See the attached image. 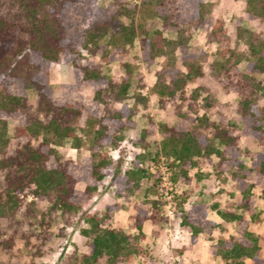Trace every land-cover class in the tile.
Segmentation results:
<instances>
[{
    "label": "trees",
    "instance_id": "1",
    "mask_svg": "<svg viewBox=\"0 0 264 264\" xmlns=\"http://www.w3.org/2000/svg\"><path fill=\"white\" fill-rule=\"evenodd\" d=\"M242 1L249 20L264 22V0ZM92 2L0 0V264H22L13 252L16 240H22L25 246L33 245L37 252L45 250L44 242L50 240L48 220L56 212L62 217L76 213L106 179L115 188L114 194L121 196L132 192L142 179L153 178L146 194L154 196L161 180L156 167L160 158L166 160L172 183L189 185L201 177L198 173L190 176L189 170L198 165L199 159L209 160L211 155L216 158L218 176L230 171L239 199L232 207L221 209L217 203H198L184 210L179 202L175 211L178 225L189 233L190 243L194 244L199 234H212L220 229V224L209 216V210H213L223 223H234L237 227L236 235L216 240L213 256L224 264H245V259L252 264H264V238L250 230L251 223L259 222L252 191L257 187L264 195V150L251 154L249 166L240 159L238 150L240 136L264 146L261 32L237 28V43L221 52L223 60L217 64L215 80L224 92L233 91L239 96L236 105L242 124L239 134L234 133V126L221 114L217 122L203 115L190 116L198 98L197 89L202 86L198 84L187 97L184 87L187 83L205 82L199 67L192 62L185 64L184 72L168 67V80H160L152 94L161 108L168 102L173 104L177 121L170 126L149 120L148 127L140 130L139 138L131 142L144 145L146 135L157 133L160 140L155 142L154 152L133 153L129 166L121 170L105 149L116 148L122 130L135 126L132 116L136 105L122 103L129 88V65L125 64L127 75L115 83L102 76L81 51L100 53L103 57L104 46L95 41L98 34L112 48L107 59H121L126 46L141 33L142 57L147 64L152 63L166 53V42L160 31L149 36L142 30L146 17L156 18L163 28L177 32L176 45L181 51L182 32L187 28L210 24L208 41L221 45L228 38L220 20L211 22L204 18L208 4L203 0H139L138 4L126 7L125 0H111L105 11L95 12L91 11ZM134 14L138 21L133 20ZM121 16L127 17L129 23H123ZM91 43L93 47L89 46ZM242 61L246 62L248 74L231 72ZM60 62L69 64L72 81L60 84L55 94L49 84V73L51 64ZM86 88L94 94L90 106L84 105L82 91ZM26 90L35 93L33 109L27 103ZM108 101L120 106L115 111L101 112L99 107ZM177 101H186L187 110L181 111ZM204 106L209 107L208 103ZM9 122H13L11 136L7 132ZM64 141H69L76 150L85 146L88 154L76 162L61 160L56 147ZM145 160L154 163L155 171L142 167ZM40 202L48 205L38 210ZM148 203L151 210L137 207L131 217L136 237L108 226L111 213L117 208L114 203H107L100 211L83 212L87 227L80 233L87 238L88 250L73 257L69 264L100 261L121 264V259L144 255L135 240L143 235V223L158 217L159 205L153 199ZM160 220L165 222L166 218ZM32 225L41 232L31 231ZM147 264L152 262L149 260Z\"/></svg>",
    "mask_w": 264,
    "mask_h": 264
},
{
    "label": "rangeland",
    "instance_id": "2",
    "mask_svg": "<svg viewBox=\"0 0 264 264\" xmlns=\"http://www.w3.org/2000/svg\"><path fill=\"white\" fill-rule=\"evenodd\" d=\"M208 4V11L204 18L211 22L220 20L228 38L218 45L215 42L208 41L210 24L204 27H191L182 32L183 51L176 45L178 34L175 31L163 28L160 20L152 17H146L142 22V30L149 36L153 31H160L165 38V54L157 56L154 61L147 64L141 54V39L143 34L136 35L131 44L126 46L125 53L121 59H107V54L112 52V48L106 45V39L96 34L95 41L98 45L104 46V55L100 53L92 55L87 50H82L83 57L91 61L100 74L110 78L115 83H120L127 75L125 64L129 65L130 74L128 77L129 88L127 94L122 100L123 104L128 106L136 105L135 113L132 119L135 122L134 128H124L121 132V140L116 148L105 149L106 155L113 162L119 163L121 170L129 166L130 158L133 153L147 151L152 155L156 144L160 140V135H146L143 139L144 145H134L131 141L139 138V132L148 127V121L154 124L174 125L177 117L172 103H167L161 108L157 97L152 94V90L157 86L160 80L167 81L168 67L178 69L184 72L185 64L192 62L199 67L205 76V82L187 83L184 87V95L187 97L191 90L198 84L202 87L198 90V98L193 103L190 116H205L210 121L219 119V114L226 118L229 124L234 126V133L239 134L241 130V120L236 112V105L239 96L233 91L224 92L215 75L218 73L217 64L223 60L222 51L228 47L232 48L237 43L236 29H247L250 31H260L264 37V22H254L247 18L244 11V2L242 0H203ZM111 0H93L91 11H105ZM139 0H125L124 7L129 4H138ZM133 20L138 21L137 14L133 15ZM123 23L128 24L129 19L125 16L119 18ZM93 47L92 43L89 45ZM185 58H184V57ZM247 73L245 61L239 63L236 70L231 72ZM261 77V76H260ZM72 81L71 70L68 63H52L49 73V84L55 94L59 92V85ZM141 84V86H139ZM93 91L86 88L82 91L85 106H90L93 101ZM28 105L34 108L35 93L32 90H26ZM186 101H177L181 111L187 110ZM208 103L209 107L204 105ZM120 106L119 103L110 102L101 105L100 111H115ZM13 131V122L7 125V132L11 136ZM203 132L206 130L202 129ZM216 145V140L212 141ZM61 160H71L76 162L81 157L86 156L88 151L85 146L80 149L70 147L69 141H64L56 147ZM238 150L240 159L249 166L251 154L256 151H263L264 146L259 145L251 138L240 136L238 139ZM215 156L211 155L209 160L199 159L198 165L189 170V175L196 173L201 177L198 180H192L189 185L180 181L172 183L169 179L170 172L167 171L166 160L160 158L157 169L160 171L161 180L158 184V194H146L148 186L153 182V178L142 179L138 186L130 193H123L121 196L114 194L115 188L109 180H105L97 189L93 196L82 205L76 213L62 217L59 212L48 220V232L50 240L44 242L45 250L36 251L33 245L25 246L22 240H16L13 246L16 260L22 264H69L73 257H78L86 253L87 238L83 237L80 230L87 225L82 219L83 212L100 211L107 203H114L117 208L111 213L107 224L110 227L121 230V232L130 236H137L133 229L131 217L134 215L137 207L151 210L148 200H157V216L153 221H145L142 225V237L136 238V243L143 248L144 255H132L128 259H121V264H147L150 260L152 264H224L223 261L213 256L212 248L217 239L227 238L230 235H236V224L223 223L216 215L215 211L209 210V216L220 224V229L212 234H199L194 244L190 243L189 233L178 225L179 217L175 211L179 208V202L184 210L191 205L206 203L208 205L217 203L218 209L223 207H232L239 199V193L230 171H225L217 175L215 168ZM149 172L155 171V165L149 160L142 164ZM255 197V212L258 215L259 222L250 224V230L255 234H261L264 238V195L259 188L253 189ZM174 196H181L180 200H175ZM48 202H40L37 208H44ZM160 217L166 218L165 222ZM31 231L37 233L41 230L36 226H31ZM32 244V241H31ZM262 244V243H261ZM6 262V258L4 260ZM245 264H252L250 260L245 259ZM99 264H103L102 261Z\"/></svg>",
    "mask_w": 264,
    "mask_h": 264
}]
</instances>
